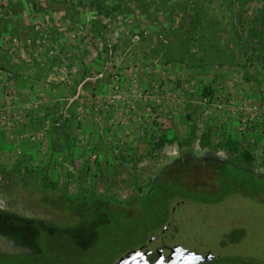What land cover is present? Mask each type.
Here are the masks:
<instances>
[{
  "label": "rangeland",
  "instance_id": "1",
  "mask_svg": "<svg viewBox=\"0 0 264 264\" xmlns=\"http://www.w3.org/2000/svg\"><path fill=\"white\" fill-rule=\"evenodd\" d=\"M229 139L263 178L264 0H0V211L55 233L38 263L264 264L261 179L190 163Z\"/></svg>",
  "mask_w": 264,
  "mask_h": 264
},
{
  "label": "trees",
  "instance_id": "2",
  "mask_svg": "<svg viewBox=\"0 0 264 264\" xmlns=\"http://www.w3.org/2000/svg\"><path fill=\"white\" fill-rule=\"evenodd\" d=\"M167 141L168 140H167L166 136H162L159 138L157 145L162 146ZM209 143L210 142L208 140L207 141L202 140L203 145H207ZM219 145L233 151V153H236V152L239 153L240 158L235 157L236 159H230L227 161H217L216 159L211 158V160L210 159L195 160V161L191 160L190 163L195 164L197 166H199V165L205 166L209 163V161H212V163H214L216 165L218 164V166L216 168L218 170H216V171L217 172L220 171L219 175L221 176V178H223L224 181L225 180L228 181L230 187L231 186L233 187L236 183H238V184L244 185L243 187L246 188L247 190L249 188H252L253 190L256 189V186L252 183L253 178L251 177L252 176L251 174H253L255 176H257L258 174L255 173V171L252 170V168L250 166H248V165L252 164L255 160L251 151L248 148H246L244 145H242V147L239 146L238 141L234 140V139H229L226 142H222ZM237 160L241 162V165L238 164ZM238 172L245 173L244 174L245 176L244 177L241 175L238 176ZM247 174L250 175V177L246 176ZM25 175L23 176V178H25L26 180H27V178L32 177V176H29V172H25ZM258 177L260 178L262 176L258 175ZM260 179H261V181H259L257 183V190L256 191L258 194H262L261 196H264V177L260 178ZM175 182H174V180H170V182L169 181L163 182V181L159 180L157 182L156 181L151 182L150 186L157 188L158 186H163V185L167 186L168 183L175 184ZM33 183L36 184L35 178H33ZM27 184H28V182H27ZM61 187H60V184L58 183V181L49 182V183H46V185H45V188L52 189V190H59V189L61 190L62 189ZM62 191L66 195H69L73 198L74 197L78 198L79 196L85 198L87 201V206H82V208H83V210H85V212H88L91 214H98V213H105L106 211L110 210V208L108 206H95L98 204V202L101 201L102 198L97 197V195L92 191L85 190L84 192H82V194L81 193L75 194V193H73V191L71 192L70 190H67V188H66V190H62ZM38 229H39L38 233H37V243L38 244H40L39 240H41V239L43 240L44 237H48V236L52 237V235L55 234V233L50 234V232L48 233V231H46L45 228H43L41 226H39ZM40 246H41V244H40ZM39 249H40V247H39ZM40 250H42V249H40ZM21 260L23 262L26 261L25 263H27V261H28V260H26V258H22ZM9 264H14V263H9ZM37 264H39V263H37ZM112 264H114V263H112Z\"/></svg>",
  "mask_w": 264,
  "mask_h": 264
},
{
  "label": "flooded vegetation",
  "instance_id": "3",
  "mask_svg": "<svg viewBox=\"0 0 264 264\" xmlns=\"http://www.w3.org/2000/svg\"><path fill=\"white\" fill-rule=\"evenodd\" d=\"M96 206V205H95ZM109 207V206H108ZM95 215V214H93ZM5 225H11L12 230L8 229L6 230ZM41 226L45 228L48 233H52L48 226L45 224H42L39 221L36 220H29L28 218L22 217L19 214L15 213H6L4 211H0V237L1 239L7 238L9 242L13 243L14 245L18 246L20 249H29V251H14V252H7L0 250V264H37L38 261H41L44 259L41 254L43 253L42 250L39 249L38 243H37V233H38V227ZM28 228L29 230H33L34 237L32 240H25L21 235L18 234V232L22 228ZM25 241H28L25 244ZM38 248V250H35V248ZM26 258L27 263L23 262L21 259ZM9 260V261H8ZM40 264V263H39Z\"/></svg>",
  "mask_w": 264,
  "mask_h": 264
}]
</instances>
